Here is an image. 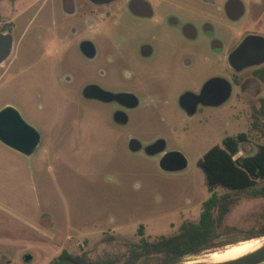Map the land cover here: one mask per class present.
Here are the masks:
<instances>
[{"label":"rangeland","instance_id":"1","mask_svg":"<svg viewBox=\"0 0 264 264\" xmlns=\"http://www.w3.org/2000/svg\"><path fill=\"white\" fill-rule=\"evenodd\" d=\"M8 14L12 18H2L0 28L12 27L13 49L5 69L0 68V107L17 108L41 139L30 156L0 142V264H50L63 249L88 259L111 255L139 240L140 224L148 239L174 234L183 221L198 220L202 202L212 192L199 164L203 154L240 132L247 140L240 143L238 155L253 154L264 143V123L253 126L264 81H252L245 94L192 116L169 97L153 108L138 109L128 126L119 128L106 121L104 107L79 97L81 81L95 77L71 38L70 28L81 27L80 20L67 17L60 0H15ZM122 17L131 24L130 37L136 38L138 20L126 13ZM253 27L223 16L215 28L229 44ZM193 60L189 68L175 63L167 81L170 94L201 82L206 73L202 56ZM67 73L74 79L64 84ZM104 86L118 88L114 83ZM124 132L143 141L161 137L166 151L186 157L187 167L162 170L159 152L129 150ZM260 185L264 179L239 190L214 189L237 197L223 221L231 229L215 246L189 259L208 260L211 251L258 233L264 224V197L251 190ZM260 237L264 235L254 238Z\"/></svg>","mask_w":264,"mask_h":264},{"label":"flooded vegetation","instance_id":"2","mask_svg":"<svg viewBox=\"0 0 264 264\" xmlns=\"http://www.w3.org/2000/svg\"><path fill=\"white\" fill-rule=\"evenodd\" d=\"M3 1L6 3L0 4V22L2 18L9 22L8 8L14 6L15 0ZM82 1L60 0L66 16L79 19L82 24L81 27L72 24L71 38L77 44L78 55L95 73L93 79L81 81L79 97L94 106L104 107L106 121L111 125L127 127L138 109L153 108L173 96L179 108L192 116L204 108L220 107L227 91H230L229 97L234 95L235 98L239 92L245 94L252 81H261L254 71L264 66V60L236 69L231 66L229 57L249 35L261 37L254 57H264V0H111L101 4ZM123 13L138 20L136 38L130 37L131 24L122 17ZM223 16L235 22L246 20L254 27L239 39L224 44L215 28ZM11 29L0 28V32L10 34ZM198 55L202 56L206 67L201 82L170 94L167 81L175 63L189 68ZM10 56L0 62V68L5 69L4 63ZM14 60L15 56L10 64ZM73 79L74 76L67 73L62 82L69 84ZM110 83L118 88L112 90L104 86ZM88 85L93 86L94 91L100 88L122 94V97L106 101L94 94L87 97L83 89ZM263 98L259 97V102ZM124 134L127 148L132 139L141 144L138 151L161 140L164 146L159 155L166 151V142L161 137L143 141L132 132Z\"/></svg>","mask_w":264,"mask_h":264},{"label":"trees","instance_id":"3","mask_svg":"<svg viewBox=\"0 0 264 264\" xmlns=\"http://www.w3.org/2000/svg\"><path fill=\"white\" fill-rule=\"evenodd\" d=\"M254 74L264 81V66L256 69ZM253 117L254 127L264 123V98L259 106L254 108ZM246 140L244 132L227 136L222 145L210 147L199 160L206 175L208 188L212 192L202 202L197 221H183L176 233L160 235L155 239L144 236L143 225L140 224L139 240L125 243V248L118 253L88 259L84 255L72 256L63 249L50 264H158L176 256L196 254L215 246V240L231 229L223 221L231 206L237 202V197L229 192L218 194L214 189L221 186L232 191L239 190L264 179V143L258 144L253 154L238 155L240 143ZM251 192L253 196L264 197V185L252 188ZM260 235H264V224L258 233L245 239Z\"/></svg>","mask_w":264,"mask_h":264},{"label":"water","instance_id":"4","mask_svg":"<svg viewBox=\"0 0 264 264\" xmlns=\"http://www.w3.org/2000/svg\"><path fill=\"white\" fill-rule=\"evenodd\" d=\"M94 3H106L111 0H90ZM260 36L249 35L243 39L237 49L231 53L229 62L232 67L242 69L246 66L257 64L264 60V57L255 58L258 50L257 44ZM12 47V36L9 33L0 32V62H2L10 53ZM91 85L83 89L85 96L90 97L93 94L101 100H120L122 94H112L95 88ZM95 92V93H94ZM230 96V91L225 93L222 102ZM41 136L39 131L27 123L21 116L19 110L12 105H6L0 109V142L7 147L25 155L30 156L38 146ZM141 144L132 139L128 148L131 151H138ZM163 141L159 140L144 149L146 154L152 155L162 152ZM159 167L168 172L180 171L187 167L186 157L179 151H164L159 158ZM254 238V237H252ZM247 238L244 240L252 239ZM243 241V240H240ZM237 241V242H240ZM235 242V243H237ZM189 255H180L165 260L158 264H259L264 262V242L254 250H251L239 257L224 261L191 260ZM28 259V257H27Z\"/></svg>","mask_w":264,"mask_h":264},{"label":"bare ground","instance_id":"5","mask_svg":"<svg viewBox=\"0 0 264 264\" xmlns=\"http://www.w3.org/2000/svg\"><path fill=\"white\" fill-rule=\"evenodd\" d=\"M243 241H240L241 243L237 242L239 244L232 243V244L226 245L225 247H223L224 249L220 252L211 251V253L208 255V261H224V260L239 257L259 247L263 243L264 238L263 237L252 238L249 241H245V242Z\"/></svg>","mask_w":264,"mask_h":264}]
</instances>
